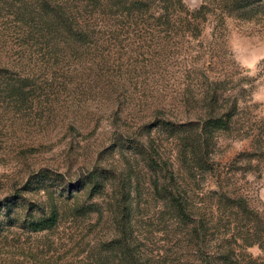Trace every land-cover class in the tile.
Wrapping results in <instances>:
<instances>
[{
  "label": "rangeland",
  "instance_id": "rangeland-1",
  "mask_svg": "<svg viewBox=\"0 0 264 264\" xmlns=\"http://www.w3.org/2000/svg\"><path fill=\"white\" fill-rule=\"evenodd\" d=\"M216 1L183 0L174 22L147 16L106 37L110 61L81 89L58 73L28 101L0 92V264H125L129 250L141 264H181L155 190L173 178L207 223L209 249L195 240L189 264L225 250L264 264L247 243H264V5L228 16ZM215 95L216 110L239 100L230 130L200 119ZM55 207V227L29 229Z\"/></svg>",
  "mask_w": 264,
  "mask_h": 264
},
{
  "label": "trees",
  "instance_id": "trees-1",
  "mask_svg": "<svg viewBox=\"0 0 264 264\" xmlns=\"http://www.w3.org/2000/svg\"><path fill=\"white\" fill-rule=\"evenodd\" d=\"M220 1L228 16H247L257 6L264 5V0ZM184 7L183 0H0V16L4 18L0 20V92L11 99L28 101L34 97L36 89L53 86L58 73L63 74L59 78L66 74L68 80H75L74 88L81 89L89 78L86 77L87 69L93 70L97 61V64L110 61L109 54L106 56L102 49L106 37L128 32L130 26L139 28L147 16H160L155 19L158 24H169L174 22L171 16H184ZM206 9L202 5L196 12L205 16ZM187 15L194 16L189 12ZM191 22L188 20V24L192 25ZM208 95L205 93L201 98L203 103L208 102ZM218 102L215 95V101L205 105L206 111L200 119L205 129L230 130L238 114L239 100H234L225 111L222 108L216 110ZM189 125L185 123L184 126ZM90 179L94 187L100 186L97 175L93 174ZM171 181L156 184L155 190L158 195L164 194L168 214L178 229L175 237L182 257L180 263L189 264L190 256L185 253L193 249L195 240H200L202 246L209 249L204 241L207 223L197 221L185 179L173 178ZM58 219L59 211L55 207L50 217L31 221L29 229H51ZM258 222L255 221V225ZM253 236L247 240V243L251 241L248 246L259 245L264 249L260 236H256L258 240ZM214 255L217 259L212 264H257L251 256L235 259L232 250ZM124 256L125 264H141L142 260L131 250Z\"/></svg>",
  "mask_w": 264,
  "mask_h": 264
}]
</instances>
